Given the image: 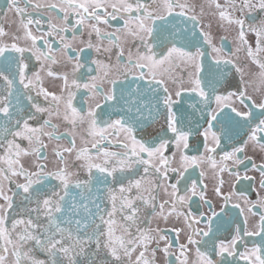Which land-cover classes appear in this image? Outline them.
<instances>
[{"label":"snow or ice","instance_id":"snow-or-ice-1","mask_svg":"<svg viewBox=\"0 0 264 264\" xmlns=\"http://www.w3.org/2000/svg\"><path fill=\"white\" fill-rule=\"evenodd\" d=\"M5 2L0 264H264V0Z\"/></svg>","mask_w":264,"mask_h":264},{"label":"flooded vegetation","instance_id":"flooded-vegetation-1","mask_svg":"<svg viewBox=\"0 0 264 264\" xmlns=\"http://www.w3.org/2000/svg\"><path fill=\"white\" fill-rule=\"evenodd\" d=\"M40 2H45V0H40ZM192 2L195 3V4L197 5V11H199V7H198V6H199L200 3L203 2V0H192ZM6 7H7V5H6L5 0H0V8H6ZM205 11L207 12L208 9L205 8ZM33 15L35 16L36 13H33ZM40 15L43 16L44 14H43V13H40ZM0 16H3L2 24H3V26L5 27L6 30H11V29H10V25H11L12 21L18 19V18L15 17L14 14L11 13V12H8L6 15L3 14V13H0ZM205 23H208L207 18L205 19ZM45 27H46V25H45ZM109 30H110V29H109ZM33 31H35V29H33ZM212 31H213L214 36L217 38V43H218V44L220 43V41H219V37H220L221 35H227V36H228V40L224 42V43L226 44V47H227L228 49H231L232 47H234V44H233V42H232V34H231V33H225L223 30H221V29H219L218 27H216V25H215V21H213V29H212ZM86 38H87V37H86V35H85V39H86ZM54 67H55V66H54ZM46 86L52 88V84H51V82H50V81H49V82H46ZM53 90H54V89H53ZM50 151H51V149H49V152H50ZM246 154H247V155H252L253 158H254L258 163L260 162V160H259V156H260V154H259V153H254V152H252V150L250 149V150L248 151V153H246ZM50 158H51V157H50ZM199 171H200V169H197V170H196V173L194 174L193 178H198V176H199ZM206 172H207V175H206V177H205V182L208 183V185H209V189H211V188H212V182H213V181H212V172H211L210 169H207V168H206ZM249 174H250V175H257V183H258V179H259L258 174L251 173V172H250ZM225 179H226V180L228 179L226 175H225ZM251 198H252V199H255V198H256V197H255V193L252 194ZM214 203H218V202L214 201ZM161 226H162V227H166V226H171V225H163V224H161ZM220 235H223V233H221Z\"/></svg>","mask_w":264,"mask_h":264}]
</instances>
